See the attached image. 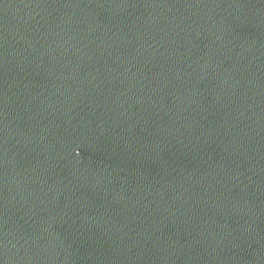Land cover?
<instances>
[{
	"label": "water",
	"instance_id": "obj_1",
	"mask_svg": "<svg viewBox=\"0 0 264 264\" xmlns=\"http://www.w3.org/2000/svg\"><path fill=\"white\" fill-rule=\"evenodd\" d=\"M0 264H264V0H0Z\"/></svg>",
	"mask_w": 264,
	"mask_h": 264
}]
</instances>
